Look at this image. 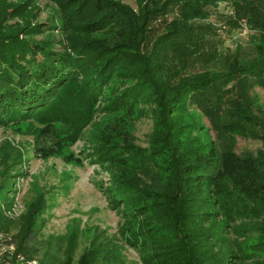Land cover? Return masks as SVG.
Returning <instances> with one entry per match:
<instances>
[{"label":"trees","instance_id":"obj_1","mask_svg":"<svg viewBox=\"0 0 264 264\" xmlns=\"http://www.w3.org/2000/svg\"><path fill=\"white\" fill-rule=\"evenodd\" d=\"M32 1L0 0V125L38 113L50 121L83 98L101 103L100 110L139 104L151 130L145 145L125 130L92 140L87 152L108 175L107 185L97 187L121 217L123 243L137 261L112 254L102 231L77 256L79 227L35 239L52 207L51 196L37 190L20 213H7L11 202L0 204V232L11 233L17 252L39 264H264V245L251 243L264 244V118L245 97L255 85L264 88V0H135L137 12L118 0H54L49 30L7 20L30 12ZM220 2L233 7V26L243 19L257 31L252 50L241 54L239 47L227 54L230 61L216 58V70L180 75V66V76H166L171 44L192 42L197 30L208 35L209 26L196 21ZM168 12L174 17L155 32L153 21ZM38 33L45 35L37 39ZM209 51L211 63L216 49ZM184 106L201 111L217 131L259 141L256 153L202 152L189 139L195 122L178 114ZM16 162L0 161L1 187L27 176Z\"/></svg>","mask_w":264,"mask_h":264},{"label":"rangeland","instance_id":"obj_2","mask_svg":"<svg viewBox=\"0 0 264 264\" xmlns=\"http://www.w3.org/2000/svg\"><path fill=\"white\" fill-rule=\"evenodd\" d=\"M118 1L130 5L137 12L135 0ZM32 2L29 13L7 20L17 24L30 21L41 24L42 30H49L48 17L55 16L58 11L57 2ZM233 11L230 4L218 3V6L209 9L208 18L196 21L198 25L209 26L211 31L208 35L202 33L200 36L201 31L197 30L198 34L193 35L192 42L176 40L173 46L171 44L172 51L166 57V76L194 75L205 70H216L221 63L216 61V58L230 61L231 56L228 55L239 50V47L242 48L241 54L251 51L253 43L250 39L258 36V33L246 26L243 19L238 26H233L229 20L234 16ZM174 14L168 12L158 16L153 21L154 31L162 32ZM153 29L150 33H155ZM52 31L56 37L62 34L59 28ZM44 35L38 33L35 36L40 39ZM201 37L210 39L206 43ZM209 49H216L211 63L206 60L210 57ZM144 50L147 52L145 48ZM180 66L184 71L179 75L176 68ZM247 92L245 97L251 96L255 113L264 118V88L255 85ZM71 102L72 105L66 108L65 112L55 114L50 121L39 117L38 114L41 113H38L21 122L0 125V161L7 159L12 163L16 160L12 166L20 167L27 173V176L19 175L15 178L8 188L0 186V204L11 202L8 209L20 213L24 209L25 201L34 195L36 190L45 191L46 195L51 196L49 204L52 207L48 208L46 213L48 220L45 228L35 239L42 237L41 235L68 234L79 227L77 256L88 240L97 231H102L101 238L112 254L126 261H137L136 251L123 243L119 230L121 217L109 207L108 199L97 187L100 181V186L107 185L108 175L96 160L89 158L87 152L93 151L91 147L96 142L92 140H99L107 135L118 136L126 132L125 130L132 131L137 143L145 145L147 134L151 130V120L147 115L139 114V104L136 103L115 107L113 110H100L102 104L99 102L87 105L83 98L77 102L74 98ZM178 114L186 122H195L196 126L194 123L190 126L189 139H192L202 152L208 149H225L237 155L245 151L255 154L260 146L259 141L243 134L217 131L210 120L194 106H184ZM40 148L45 150L44 155L39 151ZM17 154L20 157H17ZM251 243L258 250L264 245L261 238H254Z\"/></svg>","mask_w":264,"mask_h":264},{"label":"built area","instance_id":"obj_3","mask_svg":"<svg viewBox=\"0 0 264 264\" xmlns=\"http://www.w3.org/2000/svg\"><path fill=\"white\" fill-rule=\"evenodd\" d=\"M8 214L17 213L6 210ZM0 264H39L37 257H26L16 250V241L11 233L0 232Z\"/></svg>","mask_w":264,"mask_h":264}]
</instances>
